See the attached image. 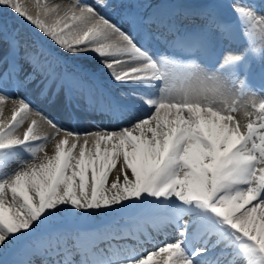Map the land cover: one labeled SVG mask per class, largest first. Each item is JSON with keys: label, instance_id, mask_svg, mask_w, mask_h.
<instances>
[{"label": "snow or ice", "instance_id": "1", "mask_svg": "<svg viewBox=\"0 0 264 264\" xmlns=\"http://www.w3.org/2000/svg\"><path fill=\"white\" fill-rule=\"evenodd\" d=\"M30 93L103 130L63 128ZM8 99L0 264H264V0H0ZM33 113L52 135L18 133Z\"/></svg>", "mask_w": 264, "mask_h": 264}, {"label": "bare ground", "instance_id": "2", "mask_svg": "<svg viewBox=\"0 0 264 264\" xmlns=\"http://www.w3.org/2000/svg\"><path fill=\"white\" fill-rule=\"evenodd\" d=\"M21 2L25 3L26 6H28L31 10H33V11L35 10L36 0H21ZM40 2H41V4L47 3L49 6H51L52 4H59L58 0H40ZM34 33L36 34L37 37L41 38L43 40V43H45L46 45L50 43L45 38L40 36V34L38 32L34 31ZM117 70H119V68ZM106 79H107L106 75L101 76V78L95 82L94 87L97 88L99 91H101L98 86L101 87L102 85H105L110 90L112 96L117 94L119 92L118 85L113 83L110 79H108V81ZM249 104H250V101H249ZM0 107L3 108L2 116H0V118H3V119L9 118L10 112H11L10 108H8L6 106V104H3ZM249 110H251V109L249 108ZM236 115H237V118L242 123L246 122V117L244 116L243 111L236 113ZM52 118L54 119L53 116H52ZM31 119H36L38 121L37 126H38L39 132L41 134H48V135L53 134L54 129L46 121H44L41 117H37L34 114H32L28 119L25 120L24 124L17 130L18 133L22 134V132L24 130H26L28 123L31 122ZM56 121L60 125H62L63 128L75 131L70 125H68L62 121H59V120H56ZM64 134L65 133L63 131H60L59 135L55 136L52 140L48 141L47 144L45 145V151H47L49 154H51L53 151V148H54V144L56 143L57 140L62 138L64 136ZM80 142L83 143V136L80 137ZM41 155H42V153H41ZM117 167H119V165H117ZM113 178H114V174L110 175L109 180H111ZM153 235H155V234H153ZM161 235H159L157 237H160ZM157 237H156V239H157ZM143 247L145 248L146 244Z\"/></svg>", "mask_w": 264, "mask_h": 264}, {"label": "rangeland", "instance_id": "3", "mask_svg": "<svg viewBox=\"0 0 264 264\" xmlns=\"http://www.w3.org/2000/svg\"><path fill=\"white\" fill-rule=\"evenodd\" d=\"M181 1H182V0H181ZM58 2H59V4L61 5V7L64 8V7L69 6L71 0H58ZM24 27L26 28V30H27L28 32H30V33L32 34V36H33L34 39H39V38L36 36V34L32 31V29H31L30 26L25 25ZM39 40H40V39H39ZM40 41H41V40H40ZM41 42H42V41H41ZM108 219H111V217H110V216H105L104 214H98V215H97L94 219H92L91 221H94V222H96V221H102V222H104V221H106V220H108ZM91 221H89V222H91ZM87 223H88V222H87ZM63 226H64L65 228L72 229V228H69L68 226H66L65 224H64Z\"/></svg>", "mask_w": 264, "mask_h": 264}]
</instances>
